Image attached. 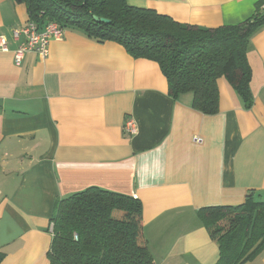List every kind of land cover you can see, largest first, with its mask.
<instances>
[{
  "label": "crops",
  "instance_id": "obj_1",
  "mask_svg": "<svg viewBox=\"0 0 264 264\" xmlns=\"http://www.w3.org/2000/svg\"><path fill=\"white\" fill-rule=\"evenodd\" d=\"M206 27L253 18L262 0H127ZM25 4L0 0V264H50L51 217L97 186L138 197L153 264H215L219 247L198 210L264 200V24L247 56L254 102L219 78V111L174 98L159 65L115 41L66 27L44 58L14 54ZM133 118L138 132L125 131ZM245 264H264V251Z\"/></svg>",
  "mask_w": 264,
  "mask_h": 264
},
{
  "label": "trees",
  "instance_id": "obj_2",
  "mask_svg": "<svg viewBox=\"0 0 264 264\" xmlns=\"http://www.w3.org/2000/svg\"><path fill=\"white\" fill-rule=\"evenodd\" d=\"M14 1L25 4L28 21L40 30L55 21L98 41L118 42L133 57L156 62L169 95L191 93L193 108L204 114L219 111L221 77L246 107L254 102L247 45L254 30L264 24L260 6L242 23L206 27L127 0ZM198 214L218 243L215 264H245L264 251V200L257 199L254 190L240 204L205 206ZM51 221L50 264H153L138 197L92 186L60 199Z\"/></svg>",
  "mask_w": 264,
  "mask_h": 264
},
{
  "label": "built area",
  "instance_id": "obj_3",
  "mask_svg": "<svg viewBox=\"0 0 264 264\" xmlns=\"http://www.w3.org/2000/svg\"><path fill=\"white\" fill-rule=\"evenodd\" d=\"M260 9L264 10V0H262ZM24 36L23 42L19 45L14 54L15 63L20 65L23 56L27 52H34L46 58L49 55V44L53 40H61L65 35V27L55 21L49 22L43 30H40L33 21H27L26 24L14 31L15 39ZM0 51H8V45L4 37L0 36ZM125 131L133 136L138 132L137 123L133 118L127 119ZM53 224L51 225V232ZM77 239V235L75 236Z\"/></svg>",
  "mask_w": 264,
  "mask_h": 264
},
{
  "label": "water",
  "instance_id": "obj_4",
  "mask_svg": "<svg viewBox=\"0 0 264 264\" xmlns=\"http://www.w3.org/2000/svg\"><path fill=\"white\" fill-rule=\"evenodd\" d=\"M94 18H95L97 21L110 22L109 19L104 18V17L100 18V17H98V16H94Z\"/></svg>",
  "mask_w": 264,
  "mask_h": 264
}]
</instances>
